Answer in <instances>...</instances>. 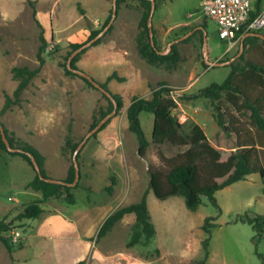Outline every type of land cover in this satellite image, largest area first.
<instances>
[{
    "label": "rangeland",
    "instance_id": "obj_1",
    "mask_svg": "<svg viewBox=\"0 0 264 264\" xmlns=\"http://www.w3.org/2000/svg\"><path fill=\"white\" fill-rule=\"evenodd\" d=\"M106 1L0 0V111L5 100L4 93L11 95L17 85V82L11 78V68L13 66L37 67L39 64L37 53L43 45L41 55L44 58V64L38 75L31 80L26 91L22 93L23 100L19 104L21 111L27 115L28 102L32 105L37 104V106L46 104L47 110L52 111L56 109L60 102L66 101L67 103L68 98H70L69 101L75 104V118H71L72 124L74 122L72 136L75 141L82 139L89 130L92 116L88 119L85 118L89 116L91 109L92 113L96 112V115H98L99 109H106L107 101L99 90L89 87L80 77L65 74L63 66L67 62L70 44L83 43L87 40L91 32L90 24H93V18ZM200 2L201 0H155L156 8L152 17V26L157 46L160 49H165L167 44L174 40L173 38L176 36L181 38L203 24L206 28L204 32L206 33L209 59L211 61L215 59L223 61L226 58L233 57L239 46L225 53L227 43L218 38L213 22L203 16ZM108 3V14H110L112 0H108ZM262 8H264V0H257L254 3L253 10ZM142 10L143 7L138 0H125L119 4L116 17L118 19L125 17L128 22L123 28L124 31L128 33L138 32ZM115 21L112 24L111 31L106 33L99 43L88 47L87 50L96 49L102 43H107L110 40L111 32L116 29ZM258 32L264 33V29ZM186 39L189 40L185 41ZM166 41L168 42L166 43ZM175 46L181 58L174 68L166 69L163 66L148 65L143 63L141 57L142 61L138 63L139 68H142L144 74L150 78L151 87L156 86L157 82H165L169 88L174 89L177 108L172 110V114L184 124L191 121L198 123L205 131L210 142L220 150L221 160H225L230 154L231 148L235 147V135L226 132L217 125V119L213 117L214 109L209 100L203 98L183 100L179 99L178 95L191 94L213 82L220 83L224 81L231 71V65L206 66L203 61L201 34L197 30L184 40L175 43ZM134 59L139 62L136 55H134ZM236 61L237 59L234 62ZM242 63L243 61H240V64ZM109 69H113V67ZM86 73L94 78L92 72ZM46 80H50L53 87L48 88L49 93L46 100L38 102L36 100L40 94L38 93L40 87L37 85L45 84ZM61 80L69 81V83L62 82V85L67 84L66 89L68 90L62 96L63 98L54 92L58 90ZM76 82L79 83L78 87L83 85L85 90L94 92V98L87 93L77 91V98L71 99L75 95L73 92L77 85ZM131 98L123 99V107L94 137L105 138L108 144L115 149L118 160L124 161V165L118 167L117 170L110 169L108 181L109 185L111 183L110 177H113L115 179L114 187L117 185L118 180L121 181L119 188L121 187L122 190L114 193L113 187L112 193L106 191L105 171L103 165H99L95 166L98 169L96 174L89 179L93 191H86L81 187L74 188L72 192L75 196V203L72 205L58 200L52 201L69 209L83 208L87 206L88 201H95L93 207L100 206L105 210L137 202L146 192L149 195L147 196L148 208L150 212L152 211L154 225L158 230L156 239H152L150 245L147 246L139 243L127 247L134 223V221L127 220L115 224L107 241H104L107 248L120 251L132 250L135 254L141 251H156V246L161 243L170 252L168 259H171V261H175L177 257L191 252L190 255L197 257L192 263L194 264L203 258L202 243L206 238L203 225L206 224L210 228L209 246L212 248L215 244L221 242H224L225 245V259L224 261H218L216 264H260V256L264 258V179L258 173H252L244 180L218 190L214 195L216 205L212 204L203 195L201 196V204L193 211L186 208L182 196H171L166 200H158L149 189L148 165L159 163L157 158L158 148L166 156H172L184 148L169 143H163L159 146L152 144L153 115L143 111L140 113L139 119L149 145L144 156H139L137 140L128 130L125 116L126 106ZM18 110L17 107V112ZM6 119L10 121L8 126L14 127L15 125V132H20V134H16L8 130L16 142L19 144L26 142L35 147L40 144L45 145L44 155L48 162L50 161L53 171H60L62 161L59 159L58 152L62 134L59 128L54 129L46 139L38 134L32 136L26 129L21 132V128L18 126V121L21 118L15 113L7 114ZM87 151L93 150L88 148ZM64 158L66 166L69 167L71 163L70 153L66 152ZM121 169H125L127 172ZM34 173L32 167L21 157L8 155L0 149V197L5 205H15L17 207L14 211L16 214L19 211L20 204L33 202L38 198L23 193L18 194L16 192L18 187L11 184L12 179L16 183H20L19 190L23 191V184ZM28 192L33 194L35 191L29 189ZM37 194L41 197L40 192H37ZM8 197L10 198L8 199ZM15 197L17 198L16 202L13 200ZM48 204L43 203L41 205L44 213L39 218L16 220L14 224L20 225L18 229L23 237L32 234L37 225L45 219L49 209ZM156 207H163L162 211ZM244 214L250 216L262 215L260 224L263 232L261 235L251 224L242 221L241 218ZM164 215H166V219H163ZM29 239L31 242L22 251L23 253L32 254L34 251L43 248L37 238L30 235ZM62 250L64 253L68 251L64 256L69 258L72 255L71 250H65V248H62ZM91 264H94V262L92 261Z\"/></svg>",
    "mask_w": 264,
    "mask_h": 264
},
{
    "label": "trees",
    "instance_id": "obj_2",
    "mask_svg": "<svg viewBox=\"0 0 264 264\" xmlns=\"http://www.w3.org/2000/svg\"><path fill=\"white\" fill-rule=\"evenodd\" d=\"M124 1L117 0V9L119 4ZM138 1L143 7L142 15L138 23V33L135 38L138 55L150 65L163 66L166 69L174 68L181 58L175 44L172 45L171 51L168 54L161 55L157 53V50L151 45L147 27L150 1ZM258 12L259 10L250 11V18H253ZM110 15L111 11L101 28L108 22ZM202 28L197 30L201 34V42L203 30L206 29L203 24ZM100 29L92 30L86 41L93 38ZM111 29L112 26L107 33ZM176 38L178 36L173 39ZM100 40L101 38L93 45L99 43ZM188 40L186 39L185 41ZM83 43H71L67 58L73 50L77 49ZM154 43L156 48L160 49L156 44L155 38ZM42 49L43 45L37 53V60L39 61L37 67L13 66L11 68V78L17 82V85L11 95L4 93L5 100L0 115L10 110L12 106L21 103L22 91L38 75L44 64V58L41 55ZM86 50H83L72 59V67L78 68L76 62ZM240 61H243V63L240 64ZM230 65L231 71L224 81L220 83L213 82L191 94L178 95V98L183 100H196L200 98L209 100L214 109L213 117L217 119V125L226 132L235 135V149L230 152L225 160H221L220 150L211 144L205 131L199 124L193 121L184 124L172 114V110L177 108V101L174 98L176 92L174 89L169 88L167 83L159 82L154 87L150 86V97H143L138 94L133 95L127 105L125 116L128 130L137 140V152L139 156H144L149 145V141L144 135L139 119V115L143 111L153 115L152 144L159 146L163 143H169L184 148L172 156H166L158 148L157 158L159 163L157 165H148L149 189L157 199L164 200L171 196H182L186 208L193 211L201 204V196L203 195L212 204L216 205L214 195L218 190L237 181L244 180L252 173H258L264 179V40L256 36L246 37L244 39V51L242 55L236 62ZM63 67L65 74L80 77L68 70L66 64ZM80 78L89 87L98 90L90 81L82 77ZM111 79L123 81L124 78L119 77L113 72L107 77L105 82H99L117 103V114L123 107V98L121 95L112 93L108 89L107 83ZM101 94L107 101V107L106 109H99L98 115H96L95 111L92 113L89 129L93 128L102 117L113 109L112 100L104 93ZM1 124L4 127L11 146L21 148L23 152H8L1 139V135L0 149L4 150L8 155L21 157L34 170L30 157L27 155V153H31L40 167L41 174L44 177H49L44 169V155L29 143L23 142L19 144L16 142L3 123ZM72 133L73 127L72 120L70 119L61 146L62 155L65 156L66 152H69L71 155V163L68 167L66 177L61 179L67 183L72 182L74 179L75 170L72 162V153L80 141H75ZM97 133L93 134L91 138H94ZM77 158L79 161L80 153ZM110 182L105 188L108 193L113 192L115 179L110 177ZM79 186V182L75 187L46 182L40 179L35 172V176L28 183V187L34 191H40L42 198L22 204L19 207L18 213L11 220L4 219L0 221V241L4 244L8 252H11L15 248L19 249L22 246L21 243L16 246L12 245L7 236L8 231L20 227V225L14 224L16 220L22 221L38 218L42 213V203L49 199L62 201L69 205L74 204L75 196L72 190ZM86 189L89 190V188ZM127 213H134L135 215V221L132 225L127 247H132L139 243H142L144 246L148 245L155 235V227L150 218L146 192L137 202L119 207L109 214L97 231L96 242L107 235L113 229L114 225ZM241 219L251 224L258 234L261 235L263 232L260 224L262 215L250 216L249 214H244ZM203 230L206 233V238L202 243L203 258L194 264H204L208 256L207 246L210 237V228L204 224ZM260 258V264H264V258L261 256ZM77 264H85V261L81 260Z\"/></svg>",
    "mask_w": 264,
    "mask_h": 264
},
{
    "label": "crops",
    "instance_id": "obj_3",
    "mask_svg": "<svg viewBox=\"0 0 264 264\" xmlns=\"http://www.w3.org/2000/svg\"><path fill=\"white\" fill-rule=\"evenodd\" d=\"M256 1L257 0H251L252 10L254 3H256ZM108 5L109 3L107 0L106 3L101 7L100 11L93 18V24L92 23L90 24L91 31L99 29V27H101L105 22V20L107 19L109 15ZM125 9L127 8L125 7ZM127 24L128 22L125 19V17L119 19L116 17V21L114 24L116 25V29L111 32L110 40L107 43H102V45L96 49L86 50V52H84V54L76 62V65L79 69L83 71L92 72L94 78L99 82H105L107 77L111 75L113 72H115L119 77L124 78L123 81H118L117 79H111L107 83L109 90L112 93L121 95L124 100L127 99L128 97L129 98L132 97L134 94H139L145 97H149L150 86L152 83L150 81V78L146 74H144L142 68L141 69L139 68V64H138L140 63V61H142L140 59V56H138L136 50L135 38L138 32L128 33L124 31L123 28ZM200 27H202V25L198 26L197 30L201 29ZM153 33H154V28H153ZM167 42L168 41H166V43ZM134 55L137 56L139 62H136V60L134 59ZM143 61H144L143 63H146L145 60ZM112 67L113 69H109ZM157 67H161V66H157ZM63 81L65 83H69V81L67 80H61V84L57 88L58 90L54 91L58 96L60 95L61 98H63L62 96L65 95L68 91L66 89L67 84L62 85ZM51 83L52 82L50 80H46L45 84L37 85L38 87H40L38 92L40 94L36 101L43 102L44 100H46L49 93L48 88L53 87ZM78 84L79 83H77L75 87V91L73 92L75 95L72 96L71 99L77 98V91H81L82 93H87L88 95L94 98V92L90 90H85L83 88V85H80L78 87ZM26 89H24L22 93L25 92ZM22 93H21L22 95L21 98H23ZM69 100L70 98H68L67 103L66 101L60 102V104L56 107V109L52 111L47 110L45 106L46 104L42 106H37V104L32 105L31 103L28 102L27 115H25L24 112L21 111L20 108L21 106L14 105L10 110L3 113V116L0 117V122L3 123L5 128L10 132H14V133H16L15 125L14 127L8 126L10 121L6 119L7 114L10 113H15L19 116V118H21L18 121L19 122L18 126L19 128H21V132L23 131V129H26L27 132H29L32 136L34 134H38V135H42L44 138L47 139V136L54 129L59 128L61 130L62 140L59 146L58 156L59 159L62 161V168H60L59 172H57L58 170L53 171L54 169L52 168L50 161L48 162V159L45 157L43 149L46 146L42 144H40L37 147L34 146L45 157L44 169L46 174L49 177L57 178V179H64L66 177L68 170L64 155H62L61 152V146L64 140V136L66 134L67 125L71 118L72 119L75 118L74 117L75 104H73V102ZM17 107L19 109L18 112H17ZM90 116H92V109L89 113V116L86 117L85 119L90 118ZM16 134H20V132ZM88 148L90 149L92 148L93 151H87ZM234 149L235 147L231 148V151H233ZM79 162H80L79 187L83 189L89 188V190L86 189V191H93L92 187L90 186L89 179L92 175L96 174L98 170L95 166L103 165L105 171L104 176L107 181V183H105L106 184L105 187H106L109 181L110 169L117 170L118 167L120 166L122 167L124 165V161L118 160L115 149L108 144V141L105 138L89 139L84 145L82 152L80 153ZM122 171L127 172V170L125 169ZM129 171L130 170L128 169V172ZM34 176L35 173L34 175H31L30 179H28L23 184V188H24L23 191L19 190L20 183H16L12 179L11 184L12 186L16 185L18 187V190L16 191L18 194L23 193L25 195H32L37 197L39 200L42 198V195L41 197H39L37 192L40 191H35L33 194H30V192H28V190L30 189L28 187V183L33 179ZM119 184H121V181L118 180L117 185L114 187V193L115 191L118 192L122 190L121 187L119 188ZM9 198L10 197H8V199ZM15 198L13 199L14 202H16L15 200H17V198L16 199ZM52 200L55 199H49L43 202V203H49L47 216L39 225H37L36 230L32 234H28L26 237L22 236L20 242L22 246L19 249L15 248L11 252H8L4 244L0 241V264H77L81 260H84L85 264H91L92 261L94 262V264H192L194 260L197 258L194 257L193 255H190L191 252H187L186 254L177 257L175 261H171V259H168L170 257V252L167 249H165L161 245V243H158V245L156 246L155 248L156 251L153 252L141 251V252H136L135 254L133 253L132 250L120 251L116 249L107 248L105 246L104 241H107L111 231L105 237L99 239L97 242H96V234L99 227L106 219V217L109 214H111L115 209H117V207H114L112 209L107 208L104 210L100 206L93 207L95 205V201L92 202L88 201L87 206L83 208L69 209L68 207L59 205ZM21 205L22 204H20V206ZM16 208L17 207H15V205H5L2 198L0 197V221L4 219L11 220L12 217L16 215V213L14 212ZM156 208H158L159 210L161 209L162 211L163 207H156ZM43 213L44 211L42 208V213L39 215V217ZM149 213H150L151 221L154 225L155 221L153 220L152 211L151 212L149 211ZM165 216L166 215L163 216L164 217L163 219H166ZM127 220L135 221L134 213L125 214L119 222H124ZM30 235L37 238L39 240V243L42 244L43 248H40L39 251H34V253L32 254L23 253L22 251L31 242V240L29 239ZM157 235H158V230L155 228V235L152 239L155 240ZM148 245H150V243ZM62 248H65V250H71L72 255H70L69 258L64 256V254H66V252L68 251L64 253ZM207 249H208V256L204 264H216L220 260L224 261L225 259L224 242L218 243L217 245L215 244L211 248L209 246V241H208Z\"/></svg>",
    "mask_w": 264,
    "mask_h": 264
},
{
    "label": "water",
    "instance_id": "obj_4",
    "mask_svg": "<svg viewBox=\"0 0 264 264\" xmlns=\"http://www.w3.org/2000/svg\"><path fill=\"white\" fill-rule=\"evenodd\" d=\"M149 1H150V11H149V15L147 18V27H148L150 42H151V45L157 50V53H159L161 55H166L171 51L172 45H174L175 43H177L179 41L184 40L185 38H187L195 30H197V28H194L193 30L189 31L186 35L182 36L181 38H176V39L170 41L167 44V47L165 49H157L155 46V43H154V33H153V26H152V17H153V13H154L156 6H155V0H149ZM116 15H117V0H112L111 15H110V19L108 20V22L105 24V26L103 28L100 29V31L93 38H91L90 40L83 43L77 49L73 50L70 53V55L68 56L67 62H66V67L68 70H70L71 72L75 73L76 75H78L82 78L87 79L101 93H104L106 96H108L113 102V109L109 113H107L104 117H102L93 128L89 129L85 133V135L82 137V139L78 142L75 150L72 153V162H73V166H74V170H75V175H74V179L72 182L67 183L61 179L44 177L40 172V167H39L35 157L31 153H27V155L30 157V160L32 162V165H33L35 172L38 174L40 179H42L46 182L56 183V184H65V185H68L70 187H75L77 185V183L79 182V179H80V167H79V161L77 158L78 154L81 152L84 145L91 138V136L93 134L97 133L108 121H110V119L117 112V103L114 101V99L110 95V93L108 91H106L99 84V82L94 80V78H92L88 73H86L85 71H83L79 68H74L71 65L72 59L76 55H78L80 52L87 49L88 47L92 46L96 41H98L100 38H102L107 33V31L112 26L114 20L116 19ZM200 28L203 29L202 27H200ZM249 36H256V37H259V38L264 40V33H262V32H254V31L246 32L245 34L242 35V37L240 39V43H239L238 52L233 57H231L227 60H224V61H218V60L211 61L209 59V55H208L206 33L203 30L202 54H203L204 63L209 67L230 65L231 63H233L236 59H238L242 55V53L244 51V39L246 37H249ZM0 135H1V139H2L3 143L5 144V147H6L8 152H23V150L21 148L11 146V144L8 140V137L5 133L4 127L2 126L1 123H0Z\"/></svg>",
    "mask_w": 264,
    "mask_h": 264
},
{
    "label": "built area",
    "instance_id": "obj_5",
    "mask_svg": "<svg viewBox=\"0 0 264 264\" xmlns=\"http://www.w3.org/2000/svg\"><path fill=\"white\" fill-rule=\"evenodd\" d=\"M200 7L203 16L214 22L218 38L227 43L225 53L238 46L246 32L264 29V8L250 18L251 0H201ZM7 236L15 246L22 239L18 228L8 231Z\"/></svg>",
    "mask_w": 264,
    "mask_h": 264
},
{
    "label": "flooded vegetation",
    "instance_id": "obj_6",
    "mask_svg": "<svg viewBox=\"0 0 264 264\" xmlns=\"http://www.w3.org/2000/svg\"><path fill=\"white\" fill-rule=\"evenodd\" d=\"M225 54V53H224ZM215 60H218V61H220V59H215ZM224 61V60H223Z\"/></svg>",
    "mask_w": 264,
    "mask_h": 264
}]
</instances>
